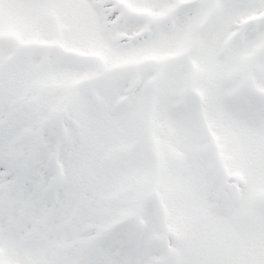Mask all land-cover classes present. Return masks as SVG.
Returning a JSON list of instances; mask_svg holds the SVG:
<instances>
[{
    "label": "snow or ice",
    "instance_id": "obj_1",
    "mask_svg": "<svg viewBox=\"0 0 264 264\" xmlns=\"http://www.w3.org/2000/svg\"><path fill=\"white\" fill-rule=\"evenodd\" d=\"M0 264H264V0H0Z\"/></svg>",
    "mask_w": 264,
    "mask_h": 264
}]
</instances>
